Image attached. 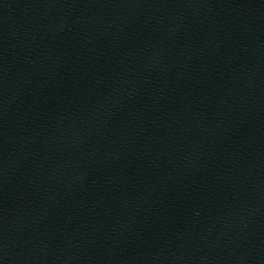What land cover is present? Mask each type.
Returning <instances> with one entry per match:
<instances>
[{
  "label": "water",
  "instance_id": "obj_1",
  "mask_svg": "<svg viewBox=\"0 0 264 264\" xmlns=\"http://www.w3.org/2000/svg\"><path fill=\"white\" fill-rule=\"evenodd\" d=\"M0 264H264V0H0Z\"/></svg>",
  "mask_w": 264,
  "mask_h": 264
}]
</instances>
